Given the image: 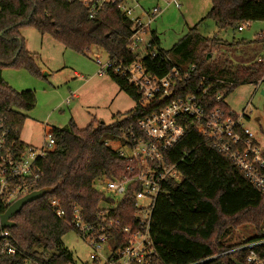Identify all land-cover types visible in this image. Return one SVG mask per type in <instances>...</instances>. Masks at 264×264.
I'll use <instances>...</instances> for the list:
<instances>
[{"label":"trees","instance_id":"16d2710c","mask_svg":"<svg viewBox=\"0 0 264 264\" xmlns=\"http://www.w3.org/2000/svg\"><path fill=\"white\" fill-rule=\"evenodd\" d=\"M211 1L212 7L206 17L213 19L220 28L238 30L243 22L264 21V0ZM26 25L34 26L42 35H51L65 47L81 53L101 47L110 57L127 61L140 57L127 48L133 32L132 23L115 6L108 5L90 16L87 8L77 0H0V114L10 128V141L20 149L30 146L21 141L20 135L27 119L26 112L36 106V94L32 89L13 88L3 79L2 70L9 66L24 67L33 75H41L35 56L26 50L20 32ZM152 40L156 55L145 54L141 58L147 71L164 76L173 67L185 69L189 64H196L194 75L178 83L172 98L197 94L208 110L215 107L231 110L226 96L239 85L256 82L264 72V63L257 61L264 54V40L260 36L254 40L261 45L257 58L235 68L210 64L208 51L212 48L200 35L198 24L189 28L168 51L160 48V39L154 32ZM197 55L199 62L179 65ZM109 75L122 91L134 98L135 106L122 120L109 125L96 122L79 128L74 121L65 127L45 125L46 135H52L55 144L39 159L43 175L35 190L51 186L56 189L26 204L14 216L16 224L7 230L15 252H0V264L73 263V254L64 245L63 236L75 230L72 225L74 207L81 208L87 221L96 219L103 198L95 187L96 180L116 177L128 164L119 154L122 131L168 102L155 100L143 108L126 76ZM219 92H224L221 100L217 99ZM185 127V136L170 154L183 172V181L168 182L153 209L150 232L157 253L164 264L201 261L198 264H234L231 257L245 263L241 252H225L264 236L234 245L225 240L239 225L254 224L257 229L263 228L264 192L251 185L244 174L213 147V141L198 132L191 118L185 119ZM53 199L60 201L64 216L58 217L51 209ZM134 211V200L129 197V204L120 205L116 215L123 224L129 225L134 220Z\"/></svg>","mask_w":264,"mask_h":264},{"label":"built area","instance_id":"2783aa9c","mask_svg":"<svg viewBox=\"0 0 264 264\" xmlns=\"http://www.w3.org/2000/svg\"><path fill=\"white\" fill-rule=\"evenodd\" d=\"M77 1L87 8L90 16L108 5L115 6L132 23L133 32L128 39L127 48L140 57L127 61L108 55V59L103 61L100 54L94 53L92 57L99 66L97 75L113 73L126 76L134 86L138 103L143 108L150 106L155 100L168 102L122 131L119 137V154L128 164L118 176L96 180L95 187L98 189L96 185L102 186L98 190L103 194L96 219L87 221L81 208L75 206L72 225L91 247L93 252L90 259L95 264H164L150 232L152 214L156 200L166 184L170 181H183V172L170 154L185 136V119L191 118L196 123L198 132L211 139L213 147L229 159L251 185L263 192L264 150L257 144L254 133L246 126V122L251 121L248 110L236 112L231 109L227 112L220 107L208 110L197 94L192 93L172 98L178 83L194 75L196 64H189L185 69L173 67L164 76L151 74L143 66L142 56H155L157 53L150 35L151 25L164 8L156 5L145 9L133 0ZM164 2L166 7H181L178 0ZM249 23H241L238 31H243ZM147 35L150 37H146ZM258 36L264 40V30ZM257 61L264 63V54ZM263 82L264 72L251 84L260 86ZM223 97L224 92H219L217 99L221 100ZM9 135L10 128L6 126V118L0 114V215L14 201L36 189L43 175L39 159L55 144L53 136L47 134V140L42 146L30 145L20 149L10 141ZM106 193L109 195L106 196ZM129 197L134 200V220L125 225L116 213L120 205L124 207L129 204ZM50 207L58 217L64 216L65 212L58 199L51 200ZM262 247L264 238L248 241L225 253L241 252L245 257L244 264H264ZM0 252H15L7 229L0 233Z\"/></svg>","mask_w":264,"mask_h":264},{"label":"rangeland","instance_id":"374dc122","mask_svg":"<svg viewBox=\"0 0 264 264\" xmlns=\"http://www.w3.org/2000/svg\"><path fill=\"white\" fill-rule=\"evenodd\" d=\"M133 1L146 9L156 5L164 8L151 25L163 50H170L189 28L198 24L200 35L209 41L212 48L208 52L210 64L215 67L235 68L240 64H249L261 51V45L254 40L264 30V21L250 22L243 31L220 28L213 19L206 17L212 7L211 0H178L180 8L174 5L166 7L164 0ZM20 32L26 50L34 54L41 72L36 76L24 67L3 68L4 79L13 88L19 91L32 89L36 94V106L26 112L27 119L20 135L25 143L42 146L47 140L46 124L65 127L74 121L79 128L96 122L109 125L122 120L125 113L135 106L134 98L122 91L109 74L97 75L99 66L92 55L100 54L103 61L109 57L101 47H92L90 52L81 53L65 47L51 35H42L32 25L23 26ZM242 41L244 43L241 44ZM190 61L199 62V55L179 65H188ZM75 70L83 78L75 76ZM262 90L264 82L260 86L242 84L227 95L225 101L233 111L246 109L251 113L252 120L246 122V126L264 149ZM96 186L102 189V186ZM260 235L264 236V226L257 229L254 224H243L233 228L225 241L234 245ZM63 243L73 254L74 262L71 264H95L90 259L91 247L75 230L71 229L63 236Z\"/></svg>","mask_w":264,"mask_h":264},{"label":"water","instance_id":"95a60500","mask_svg":"<svg viewBox=\"0 0 264 264\" xmlns=\"http://www.w3.org/2000/svg\"><path fill=\"white\" fill-rule=\"evenodd\" d=\"M17 55L13 58L12 62L16 60ZM210 57V56H209ZM262 93H264L262 91ZM56 189V186L43 187L37 190H33L23 197L14 201L1 215H0V233L2 230H6L15 226L13 221L14 216L20 212L23 207L39 198L44 197L46 194H52ZM234 264H244L235 257H231Z\"/></svg>","mask_w":264,"mask_h":264},{"label":"crops","instance_id":"0c3cea01","mask_svg":"<svg viewBox=\"0 0 264 264\" xmlns=\"http://www.w3.org/2000/svg\"><path fill=\"white\" fill-rule=\"evenodd\" d=\"M144 8V7H143ZM146 9V8H145ZM153 32L156 34V32L155 31H153V30H151V33H150V35L152 36V39H153ZM23 37V36H22ZM74 75L75 76H77V77H79V78H83L82 76H81V74H80V72L79 71H77V70H75L74 71ZM2 77H3V70H2ZM3 79H4V77H3ZM5 80V79H4ZM6 81V80H5ZM263 92H264V90H262ZM262 91H261V93H262ZM263 95H264V93H262ZM230 109H232L231 107H230ZM233 110V109H232ZM251 120H252V117H251ZM20 139H21V141H23L22 140V138L20 137ZM24 142V141H23ZM256 142H257V144L260 146V144H259V142H258V140L256 139ZM25 143V142H24ZM25 144H27V143H25ZM29 145V144H28ZM261 147V146H260ZM262 148V147H261ZM263 149V148H262ZM264 150V149H263Z\"/></svg>","mask_w":264,"mask_h":264}]
</instances>
